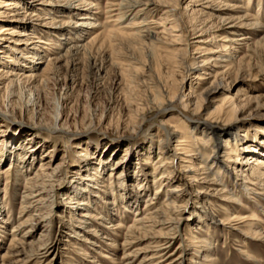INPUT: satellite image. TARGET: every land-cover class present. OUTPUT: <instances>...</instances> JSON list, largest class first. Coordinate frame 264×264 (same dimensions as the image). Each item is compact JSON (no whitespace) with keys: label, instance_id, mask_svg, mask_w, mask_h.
Listing matches in <instances>:
<instances>
[{"label":"rangeland","instance_id":"obj_1","mask_svg":"<svg viewBox=\"0 0 264 264\" xmlns=\"http://www.w3.org/2000/svg\"><path fill=\"white\" fill-rule=\"evenodd\" d=\"M90 1L97 7L93 9L98 12L94 21L100 27L87 32L80 39L72 35L71 39L62 42L58 40L59 35H50L49 38L55 39L60 47L55 48L52 44L48 50L39 48L37 52L40 51L42 58L38 64L19 61L18 54L10 48L11 43L8 40L0 44V68L20 69L37 76L33 82H20L14 88L9 87V78L0 76V170L4 171V174H0V255L7 251L10 239L8 233L18 221L16 206L26 190L24 187L28 186L29 179L35 175L38 177L37 183L47 179L42 182L47 184L46 194L49 193V196L53 195V189L56 190V196H51L46 204H41L39 211L45 222L39 221L38 227L32 229V236L23 239L25 245L18 248L23 253L18 257H5L4 264H123L127 260L120 257L127 253H136L133 264H137L142 256L150 253L147 252L151 249L148 240L122 248L113 246L111 240L101 236L114 239L111 232H107L111 230L107 228L111 223H121L123 226L119 229L120 234L125 233L131 224L132 212L142 208L153 194L154 186L151 183L154 176L151 169L146 167L142 172L145 175L139 181L142 180L143 188L139 189L147 191H141V194L133 185H136L133 173L141 170L140 167L144 166L142 161L148 155L150 161L156 157L159 136L156 132L162 122L176 124L184 118L199 119L205 110L211 112L224 99L233 106L234 112L230 118L220 123V127L229 128L225 125L226 122L235 125L234 137L240 135L243 138L239 142V148L244 143L245 146L253 147L264 141V0H225L233 4L236 10H224L222 16L245 15L258 20L263 27L238 28L250 33L248 36L251 40L237 47L238 60L235 59V62L227 66V71L217 76L219 88L203 102L200 110L195 106L198 95L207 86V81L213 80L210 75L214 76L215 71L221 73L222 70L213 67L219 65H213L212 60L207 66L198 64V68L193 67L191 70L183 63L186 40H196L186 36L187 30L192 28V20L185 11L188 0H174L180 4L175 17L165 20L160 9L142 16L151 20L159 36L162 28L155 23L162 22L165 26L161 42H151L141 34L133 35L138 31L133 27L140 18H124L120 3L126 5L131 1L143 0ZM110 3L118 6H107ZM30 5L27 7H31ZM117 13L120 14L119 18ZM75 17L77 16L66 15L61 19L75 20ZM70 31L66 28L61 33L68 34ZM213 32L197 38L201 42L197 43L198 49L192 54L197 62L202 61L204 56H213L221 50L224 51V39L228 34L223 29ZM97 33L100 38L87 43ZM178 34V40H175L172 35ZM39 35L47 37L48 34ZM5 37L11 39L10 35ZM73 43L87 44L80 53L73 55L72 52H67L69 45ZM226 52L229 53L230 50ZM5 54L15 56L19 62L9 61L10 58L5 57ZM203 76L207 79H203ZM166 90L182 96L187 107L174 101L173 108L159 113L156 106L164 102ZM198 145L203 149L208 148L205 142ZM29 151L34 152L32 157L26 159V164L21 166L19 157ZM222 151L220 149L219 154L222 155ZM258 151L260 150L254 152ZM261 152L264 155V151ZM248 156L250 154L246 155ZM242 161L244 160L234 161L221 173L227 189H233L236 183L239 191H245L241 179L249 178L250 164L243 165ZM119 162L121 166L116 168ZM101 168V176L107 179L106 183L109 181L108 172L114 174V180L117 174L122 173L124 191L130 197L128 201L121 200L117 193L114 196L115 205L107 206L103 201L111 202L113 196L109 197L100 192L96 197L93 196V191H84L89 188V182L84 178ZM5 169L8 170L5 172ZM52 171L55 175L49 181L46 174ZM173 172L174 179L169 183L170 187H184L176 167ZM203 186L205 192L197 197L193 189L189 191L193 198L188 196L187 189L176 192L179 196L174 199V205L167 214L172 219L168 228L170 230L151 227L140 233V236L143 237V233L146 236L167 233L166 235L172 237L176 235L175 230H179L178 238L166 240L171 242V251L180 246L176 252L182 256L180 264H264V241L244 235L253 230L263 232L264 198H257V203L254 200H244L245 203L241 200L242 204H238L215 193L213 188H218L217 185L207 183ZM263 188L264 185L256 186L255 196L262 193ZM203 196L206 202H202ZM69 198L84 199L90 205L82 209L59 206V203L65 205ZM164 199L161 192L157 198L158 206L162 207ZM79 212L101 214L108 220L99 219L100 225L83 224ZM238 212L244 217L255 214L258 221L247 219L254 222L252 229L247 225L248 222L242 225L240 223L238 229L228 225L224 227L219 223ZM205 223H209L208 226ZM83 225L94 231L86 234L79 228ZM31 228L33 227L28 229ZM192 235L201 240L209 239L211 246H208V251L190 245L188 241ZM40 240L47 244L56 241L54 250L45 260L36 259ZM91 242L95 245H91ZM116 242H121V238H117ZM247 252L251 257L245 254ZM132 258L134 256L127 259Z\"/></svg>","mask_w":264,"mask_h":264},{"label":"bare ground","instance_id":"obj_2","mask_svg":"<svg viewBox=\"0 0 264 264\" xmlns=\"http://www.w3.org/2000/svg\"><path fill=\"white\" fill-rule=\"evenodd\" d=\"M186 2L187 3L185 4V11L188 13L190 19L192 20V28L191 30H187L186 36H189L190 39L195 38L196 40H186L184 45L185 56L183 58V63L187 65L188 70H191L193 67L198 68L196 67L198 64H200V66H207L209 61L212 60L213 65H219L212 66L222 70L221 73L215 71L214 76L210 75L213 80L207 81V86L202 89L201 93L197 97L198 99L196 98L197 100L195 106L196 109L200 110V108L203 107V102L210 98L212 94H214L219 88L220 84L217 81V76H220L222 72L227 71V66L232 64V62H235V59L238 60V56L236 55L238 50L237 47H239V45H241L242 43H247L251 40L248 36L250 33L243 32L238 28H247L253 26L260 29L263 27V25H261V22H259L258 20L254 18H248L245 15H239L236 17L222 16L221 13L225 12L224 10H236V7L233 4H229V2H225V0H188ZM28 5H30L31 7L28 8ZM108 5L109 7L118 6L117 4L112 3L107 4V6ZM119 5L123 9L122 13L124 15V18H140V20H138L133 27L134 30L136 29L138 31L137 33H133V35L141 34L151 42H161L163 39L162 34H164L166 30L165 26H163L162 22L155 23L157 24V26L162 28V30L160 31L161 36H159L158 32L155 31V27L152 26V22H150L151 20L149 21L145 18V16H142L145 13H147L146 15H148V13L152 14L160 9L162 10V14L164 15V19L166 20L168 17H175L177 15V13L175 12L179 11L180 4H178L174 0H143L142 2L131 1L126 5H123L122 3H120ZM96 8L97 7L95 6V4L90 0H0V44L2 41L8 40V42L11 43L10 48L18 54L17 58L19 61L23 62L24 60H26L27 62L38 64L41 62L39 59L42 58L40 55V51L39 53L37 52L39 48H41L42 50H48L52 44L55 45V48L60 47L58 46V43L56 44L55 39H52V37L49 38L50 35H59L58 40L62 42L64 40L71 39L72 35L75 36L76 39H80L87 32H91L93 29L97 28L99 24H96L94 20L96 19L95 16L98 12L93 11V9ZM107 11L108 10H106V12ZM118 14L119 13L116 14L117 18H119L118 16L120 15ZM66 15H76L77 17H75V20H72L70 18L66 21H63L61 17H66ZM121 18L123 19V17ZM122 19L117 20L121 22ZM66 28L67 30H71L70 33H61L64 32ZM220 29L226 31L229 36V38H226L228 36H226L225 39L223 38L224 42H226V44L223 45L224 51L221 50L220 52H218V54L213 56H204L205 58H203L202 61L197 62L196 58L192 56L193 52H195L194 50L198 49L197 46L199 44L197 43L201 42L197 38L207 32L214 33V30ZM173 30L176 29L174 28ZM40 33H45L48 35L47 37H44L40 36ZM97 34H95V37L92 36L93 38L90 39V41H87V43L100 38V34ZM5 35H10L11 39H6ZM179 35L180 34L172 35V37L175 40H178ZM87 43L70 44L67 52L70 51L73 55L78 54L83 50V47ZM40 44L41 46H38ZM194 46L196 47L192 50L191 48ZM227 50H230V52L227 53ZM4 56L8 59L10 58L9 61L11 62H19L18 60H16L15 56H9L8 54H5ZM1 75L10 79L9 87L11 88L18 86L20 82H22L23 84H25L26 82H33L37 77L32 72H24L20 69L17 70L8 68H0V76ZM202 78L207 79L205 76H203ZM164 92L166 94L164 102L160 106H156V109L159 113H163V111L167 110L168 108H173L172 106L174 101H177L181 105L183 104L182 106H184L185 108L187 107L183 101L182 96H176L173 91L166 90ZM200 98H202V100ZM232 109L233 106H231L229 103H226L223 99L220 104L213 108L211 112H207L205 110L202 116L199 117V119L194 120L191 118H184L176 124L162 122L156 132V134L159 135L157 137L158 153L156 157L150 161L148 155L145 160L142 161V165L144 166L140 167L141 170H135L133 173V177L136 180V185H133L135 186V189H137V192L141 194V191H147L145 189H139L143 188L142 180L139 181L145 175V173L142 172L146 167L151 169V174L154 176V179L151 183V185L154 186L153 194L145 201L142 208H137L132 212L133 216L131 218V224L126 228L125 233L120 234L121 232L119 229L123 226L121 223H111L107 226V228L111 230L107 229V232H111V235L114 236V239H112L110 236L105 235H102L101 237L107 240H111L113 246L118 245L122 248H125L126 246H129L135 242L148 240L151 249H149V251L147 252L150 253L142 256L137 264H180L182 262V256L181 254H176L180 246H177L175 250L171 251V242L169 240H166L178 238L180 236L179 230L176 229V235H171L172 237L166 235L167 233H152L150 236H146L144 235L145 233H143V237L140 236V233L148 230V228L151 227H158L159 229L166 228L167 230H170L168 228L172 223V219H170L169 215L167 214L174 205V199L178 198L179 196L178 194H176V192H179L182 189H187L188 196L190 195V198H193L192 193L189 192L193 189L197 194L195 195V197H197L199 196V194L205 192V190H203V185L210 183V185L213 184L215 186H218V188H213L215 193L225 197L227 200L235 201V203L238 204H242L241 200H245L247 202L249 200H254L257 203L259 202L257 198H264V188L262 189V193H259L258 196H255L257 195L255 190L256 186L263 187L264 185V155L261 152L264 151V141H260L256 146L253 147L245 146L244 143L243 146L239 148V142H241L243 138H240V135L239 137H234L235 133L233 131V127L235 125L231 124L232 122H226L225 125L229 126V128L223 129L222 127H220V123L230 118V116L233 114L234 111ZM219 141H222V143L220 144ZM201 142H205V144L208 145V148L205 147L206 149H203L202 147H200L198 144ZM220 149H223V151L221 152L223 153L222 155L219 154ZM257 150L260 151L255 153L254 151ZM33 153V151H29V153L26 152L23 157H19L18 161L21 166L22 164H26V159L31 158ZM248 154H250V156L246 157V155ZM257 154L260 155L257 157ZM253 156L254 158H252ZM239 159L244 160L241 162V164L243 165L250 164V166L248 167V170L250 171V174L248 175L249 178L244 177L241 179L244 187L243 190L245 191H239L236 183H234L235 186L233 187V189H227V185L222 180L223 174L221 173L223 172L224 168L229 167L234 161L236 162V160ZM117 164L119 165L116 168H119V166H121V163L119 162ZM174 167H176L177 172L181 177L180 180L183 181L184 187L182 188H174V186L170 187L169 185V183L174 179ZM7 170L8 169H5V172ZM0 174H4V171L2 172L0 170ZM107 174V178H109L108 183H106L107 179L101 176L102 168L93 171L89 176L84 178L85 181L89 182L87 184V187L90 188H85L84 191H93V196L96 197H98V193L100 192L107 194L109 197L113 196L111 202L105 200L103 201L105 204H107V206L115 205L116 198H114V196L117 193L120 194L121 200L127 199L128 201V198L130 197L127 196L124 191L125 185L122 180V173L120 172L119 174H117L116 180H114L115 177L113 178V173L108 172ZM46 175L47 177H49L48 180L50 181L55 173L52 171ZM37 178L38 177L36 175L34 177H31L28 181V186L24 187L26 190L25 192H23V195L16 206L18 211L15 213H17L16 217L18 221L11 227L8 233V236L10 237L9 244L7 246V251L4 254L0 255V264H4L3 260L7 256L18 257L21 255V253H23L21 250H18V248H23V246L25 245L23 239L31 237L33 234L32 229H34V227H38L39 221H44V218L42 219V214L39 211L41 210L40 208H42L41 204L49 201V198L51 196H56V190L54 189L53 195L49 196V193L46 194V192H48L46 190L47 184L44 182L47 179H42V181L44 182L40 181L39 183H37ZM161 192L165 197L164 202L162 203V207L158 206L157 204V198ZM44 194H46L45 197ZM202 200V202L207 201L205 197ZM89 205L90 204L88 202H85L84 199L78 198H69L66 201L65 205L59 203L60 207L65 206L71 209H82L88 207ZM78 215L80 217V221L83 224L96 223L100 225V223L98 222L99 219L108 220L107 217L102 216L101 214L79 212ZM55 216L58 217L59 215L55 214ZM36 217H38L39 219L37 220ZM162 217H165V219ZM46 218H49V216H46ZM247 219L258 221V218H255V214L253 213H251L249 217H244L241 216L238 212L229 216L227 219H225L224 222L219 221V223L223 224V226L228 225L230 228L238 229L240 227L238 226L240 225V223L242 225L243 223L247 224L248 222L247 225L250 227V229H252L254 222H249V220ZM210 221L212 223V219ZM207 224L205 223L206 226H208ZM29 227L33 228H31L30 230L28 229ZM87 227L88 226L83 225L79 228L85 231L86 234H90L91 231H94L92 228ZM249 232H246L244 235H251L254 238H259L264 241V230L263 232L254 230ZM117 238H121V242H116ZM83 240L86 241V238H84ZM43 242L44 241L40 240V244L37 245L39 251H37L36 253V259L39 260H45V258L54 250V247L56 246V241L50 244ZM188 242L193 247H202L205 248L206 251H208L209 249L208 246H211L209 245V239L201 240V238H199L198 236L193 235L190 237ZM91 245H95V243L91 242ZM244 251L245 250H243V252ZM135 254L131 255L127 253L121 256V259L127 260L126 262H123V264H133L134 260L136 259ZM245 254L248 257H251L248 252ZM133 256L134 258H132V260L127 259Z\"/></svg>","mask_w":264,"mask_h":264}]
</instances>
